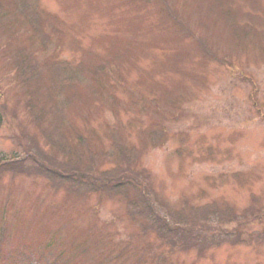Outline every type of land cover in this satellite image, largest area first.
Masks as SVG:
<instances>
[{
    "label": "rangeland",
    "instance_id": "obj_1",
    "mask_svg": "<svg viewBox=\"0 0 264 264\" xmlns=\"http://www.w3.org/2000/svg\"><path fill=\"white\" fill-rule=\"evenodd\" d=\"M0 117V264H264V0H0Z\"/></svg>",
    "mask_w": 264,
    "mask_h": 264
},
{
    "label": "trees",
    "instance_id": "obj_2",
    "mask_svg": "<svg viewBox=\"0 0 264 264\" xmlns=\"http://www.w3.org/2000/svg\"><path fill=\"white\" fill-rule=\"evenodd\" d=\"M20 67L22 68V66ZM1 124L2 118L0 117V126ZM42 167V170L60 178L62 183L65 181L74 187V189H86L91 192H99L102 195L119 192L121 197L129 203V206L133 207L134 214L143 218V231L145 233L152 231L167 245L174 246V243H176L179 246L181 245L179 243L183 244V242L189 241L188 239H204L202 229L198 230L200 236H202L200 237L199 235L193 236L192 233L194 232H191V230H179L176 229V226H172L170 220L161 216L153 208V204L151 203V189L149 186L141 183V179L138 176L126 172L123 168L117 169V172L113 173L112 176L111 174L83 173L81 169H76L77 166L66 168L69 171L64 174L57 173L55 170L44 166Z\"/></svg>",
    "mask_w": 264,
    "mask_h": 264
}]
</instances>
